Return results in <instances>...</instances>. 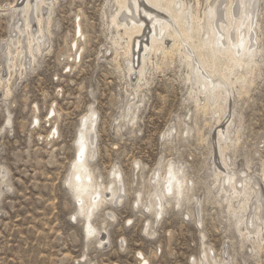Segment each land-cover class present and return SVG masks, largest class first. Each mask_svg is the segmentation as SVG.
Here are the masks:
<instances>
[{
  "label": "rangeland",
  "instance_id": "1",
  "mask_svg": "<svg viewBox=\"0 0 264 264\" xmlns=\"http://www.w3.org/2000/svg\"><path fill=\"white\" fill-rule=\"evenodd\" d=\"M12 5L15 0H0V78L7 75L1 50L14 35L9 15ZM110 6L108 0H58L51 11L43 54L25 74L11 78L8 97L0 86V176L4 172L8 184V188L0 185V264H139L137 253L147 264H194L201 258L202 245L217 259L227 256L231 264H264V254L251 253L249 244L239 250L226 211L215 203L219 198L206 194L213 187L210 141L200 140L197 129L186 140L171 144L163 140L174 123L177 131L184 129L181 120L193 127L195 110L185 101L183 67L176 61L169 69L155 72L149 68L136 94V76L123 73L126 62L122 57L116 63L113 58V31L107 29L104 16ZM260 6L264 44V0ZM78 26L81 38L75 35ZM257 75L255 87L249 89L252 93L238 104L231 100L238 114L233 120L242 121L241 138L235 155L227 153V160L235 170L248 167L250 173L259 175L264 170V66ZM139 100L143 102L138 104L136 126L118 129L122 113ZM90 107L97 114L93 165L103 182L113 169H119L125 193L119 205H108L93 218L98 228L106 225L108 241L101 247L89 243L85 249L82 223L72 217L74 205L65 178L78 124ZM199 117L198 130L208 138L212 132L203 125L208 118ZM170 160L186 166L188 177L195 182V200L179 209L166 208L162 219L154 223V215L145 208V191L157 165ZM140 188L142 198L134 208L135 191ZM110 209L115 214L113 221L105 216ZM147 223L152 236L144 233Z\"/></svg>",
  "mask_w": 264,
  "mask_h": 264
},
{
  "label": "bare ground",
  "instance_id": "2",
  "mask_svg": "<svg viewBox=\"0 0 264 264\" xmlns=\"http://www.w3.org/2000/svg\"><path fill=\"white\" fill-rule=\"evenodd\" d=\"M261 1L108 0L111 6L107 14L104 13L106 27L113 31L109 32L112 33L110 41L114 48V61L116 63V59L122 57L126 62L124 69L121 68L123 73L129 78L136 76V94L142 89L141 83L146 79L149 68L156 72L173 66L176 61L183 67V83L187 89L185 101L192 103L195 110L191 122L193 127L181 120L184 129L177 131L174 123L164 133L163 140L167 144L186 140L197 129L195 133L200 140L210 141L214 157L210 176L213 187H208L206 194H212L214 199L219 198L215 203L226 211V222L236 234L239 250L249 244L253 254H264V170L259 175L250 173L248 167L246 170H235L234 164L227 160V153L235 155L241 138V120L236 121L238 125L233 120L235 104L248 96L251 92L249 89L253 88L257 80L255 78L260 76L257 74L264 66ZM57 2L58 0H15V5L9 7L14 35L10 36L1 50L7 71V75L0 78L5 98L11 93V78L25 74L37 56L43 54L48 43L45 34H49L51 11ZM77 28L75 35L81 38L80 27ZM231 100L236 102L234 106L230 105ZM142 102L139 100L130 104L129 110L122 113L118 119V129L120 126H136L138 104ZM200 115L208 118L203 120V125L212 132L208 138L203 137L201 130H198ZM9 121L7 120L8 124ZM96 123L97 114L90 107L78 124L73 141V158L65 178L66 191L74 205L72 217L75 221L76 217L80 218L82 223L85 249L89 243L95 242L101 247L108 241V235H105L106 225L102 224L98 228L93 218L106 206L119 205L125 193L119 169H113L109 180L103 182L93 165L96 155ZM55 134L56 131L51 136L54 137ZM218 157L223 169L216 164ZM185 167L170 160L165 164L159 163L153 170L147 191L144 190L148 196L147 204L144 205L147 213L154 215V223L162 219L166 208L179 209L183 205L194 203L195 182L188 177ZM0 180L1 187L8 188L4 172H1ZM212 188L214 194L211 192ZM141 189L135 191L134 208L141 201ZM200 207L198 210H201ZM105 216L109 220H115L112 209ZM197 220L198 224L202 223L201 218ZM149 225L147 223L143 228L144 233L152 236L153 233L147 232ZM203 239L204 236L201 235V240ZM120 247H123L122 241ZM137 254L141 258L139 264L148 263L145 257ZM200 254L201 258L194 264H231L227 256L221 259L214 257L205 245L201 246Z\"/></svg>",
  "mask_w": 264,
  "mask_h": 264
},
{
  "label": "snow or ice",
  "instance_id": "3",
  "mask_svg": "<svg viewBox=\"0 0 264 264\" xmlns=\"http://www.w3.org/2000/svg\"><path fill=\"white\" fill-rule=\"evenodd\" d=\"M81 154H83V150H81Z\"/></svg>",
  "mask_w": 264,
  "mask_h": 264
}]
</instances>
